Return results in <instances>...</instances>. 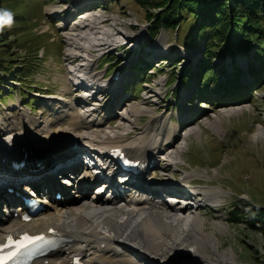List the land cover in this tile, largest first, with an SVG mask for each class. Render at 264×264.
I'll use <instances>...</instances> for the list:
<instances>
[{
    "label": "rangeland",
    "instance_id": "rangeland-1",
    "mask_svg": "<svg viewBox=\"0 0 264 264\" xmlns=\"http://www.w3.org/2000/svg\"><path fill=\"white\" fill-rule=\"evenodd\" d=\"M78 1L0 0V6L12 8L16 13L13 26L0 32V134L11 132L9 125L16 123L19 127L28 126L24 133L35 144H38V135L45 137L46 131L52 136L61 132L67 134L61 136L77 138L75 135L86 128L77 126L74 130L73 120L76 119L73 114L80 115L79 122L95 116L98 120L102 119L104 114L100 116L99 113L106 110L114 98V101L117 100L118 90V99L122 100H117L113 106L111 104L112 111L117 110V104L120 105L125 98L133 99L128 100L125 107L134 101L150 106L159 113V122L166 125L165 130L172 128L173 144L178 134L180 143L184 141L191 125L200 126V133L189 139L181 167L173 166V171L178 169V175L167 167L168 171L161 169L157 171V177L152 176L157 178L152 183L176 181L172 176L177 175L180 180L177 185L180 187L185 185L199 191L222 189L219 202H202L205 205L189 208V211H199L205 219L203 231L216 235L218 250L211 248L197 231L201 244L195 236L187 238L183 235L182 239L187 240H175L167 250L157 252L162 256L160 261L175 256L199 261L204 258L209 264H226L234 259L245 264H264V137L254 136L258 127L264 130L261 123V118H264V84L252 93L257 84L253 85L263 79L259 71L264 66V13L259 14L258 21H249L248 17L236 18L230 14L233 0H228L230 4L225 10L226 14L219 17L216 26L210 22L211 18L206 23L201 22L203 0H90L82 5ZM49 5L56 8L55 15L47 11ZM260 6L264 10V3ZM89 8L103 13L105 26L115 27V32L127 27L130 33H117L103 49H95L96 65L94 62L87 70L103 72L96 73L105 80H118L116 77L123 74L116 84L115 93L113 87L107 86L99 94L102 99L91 94L86 97L88 102L98 99L103 104L92 116H89L91 106H87V103L82 107L76 104V101H85L79 97L83 95L79 90L81 86L74 91L77 81L68 80L73 65L84 60L68 54L67 47L71 42L67 40L66 32L70 29L65 27V17H77L79 12ZM192 8L197 11H192ZM170 16H181L178 26L166 25L164 19ZM70 23L72 26L73 22ZM244 26L248 27L247 31L243 30ZM116 43L118 45L115 46ZM206 52L211 59L205 56ZM74 62L78 63L72 64ZM256 67H260L258 72L253 71ZM85 69L86 66H83ZM134 86L141 88L139 95ZM159 90L162 93H158L155 100ZM149 93L155 95L150 96ZM55 95L62 97L58 101ZM105 95H109V98ZM31 99H36V104H32ZM43 101L48 102L49 106ZM237 106H242V109L221 118L218 130L204 122L209 117L222 114L224 109L231 110ZM23 109L38 116L30 117ZM120 109L122 111V107ZM20 112L18 120L8 122L9 117L14 118ZM110 113L106 112V115ZM118 114L116 122L121 119V113ZM140 118V122L144 123L141 126L145 128L150 115L146 113ZM187 119H190L188 123L185 122ZM98 120H95V124ZM169 121L184 126V129L178 128L177 131ZM105 126L113 125L106 122ZM38 130L44 133L38 134ZM30 144L28 142L27 145ZM4 145L5 141L0 139V146ZM143 181L147 182L145 179ZM187 192L192 194L189 190ZM215 221L221 223L220 229L214 227ZM205 243L208 244L206 247ZM230 248L234 253L230 261L214 257L224 250L232 252ZM147 259L153 264L158 261Z\"/></svg>",
    "mask_w": 264,
    "mask_h": 264
},
{
    "label": "bare ground",
    "instance_id": "bare-ground-1",
    "mask_svg": "<svg viewBox=\"0 0 264 264\" xmlns=\"http://www.w3.org/2000/svg\"><path fill=\"white\" fill-rule=\"evenodd\" d=\"M88 1L90 0H79L78 4L82 5V3L85 4ZM52 6L53 5H49L47 7V11L50 14L57 13L56 8ZM84 10L83 12L81 11L82 13L79 12L80 14L78 13L79 15L77 17H65L67 20L65 27H67V29L69 27L70 29V31L66 32V38L71 42V44L67 47L69 51L68 54L75 57V59L82 57L81 61L84 60V62H77L78 65H73L71 70L69 69L71 76L68 77V80L69 78H71V80L74 79L84 81L85 85L79 88V90L82 91L81 94L83 95L79 96L76 92L75 93L81 99H85V101H76V104L82 107L86 106L85 104L87 103V106H91L89 108L90 114H88L89 116H92L95 111H99L100 107L103 104L101 100L99 101L98 99H95V102H88L86 97L89 96L90 93L86 92L89 90V86L92 85V89L93 86H95V88L99 90L96 96L102 99V96H99V94L103 93L104 89L108 88L107 86H111L110 88L113 87V91L115 93L117 88L116 84L119 79H121L123 74L120 73V76L116 75L118 76L116 77L118 78V80H105L103 79L104 77L99 74L103 72L96 71L99 73H92L90 69L87 70L95 62V49H103L106 44L112 42V39L116 37L117 33L122 34L123 31L127 35H129L130 33L127 27H125V29L123 28L122 30H119L118 32H115V27L105 26L103 24V22H105L103 13L96 12L94 10H91L90 8L86 9L85 11ZM68 22H73L72 26H70L71 23L69 24ZM60 25L61 27L64 26V24ZM87 25H89L90 27L87 28ZM84 27H86L87 29L84 30ZM137 36L140 35L137 34ZM77 63L74 62L72 64ZM83 66H86L85 70H83ZM99 86H101V89L98 88ZM117 93L118 91H116V94ZM158 93L161 94L162 92L159 90L156 95L152 93H149L148 95H155L154 99L156 100ZM59 97L62 96H55L54 98L55 100L59 101ZM114 99L112 102H114ZM128 100H130V98H125L122 102L124 104L122 105L121 103L119 105L120 108L122 107V111L121 109H114L117 112L121 113V119L117 122L116 120L118 119L117 117L119 116V114H110L108 116L106 115V112H114V110L112 111L111 108V102L106 110H104L102 113H99L100 116L101 114H104V117H102V119L99 118V120L95 116L89 120L87 119V121L79 122L80 115H78L77 113L73 114V116L75 117L74 119H76L73 120L74 130L77 129V126L86 128L85 131L81 134L78 135L77 133V135H75L77 138L61 136L67 135L62 134L61 132H57L52 136V134L47 131L45 133V137L47 138H45L43 136H40L39 134L44 133V131L38 130V145H40L41 147L51 146L53 148L56 144L61 143V140L64 141L70 139H79L89 142L92 146H98V148H101L102 151H105L106 148L111 146L126 147V149H128L132 155H141L145 157L149 163H154L152 166V175L148 177L149 180H146L152 187V180L157 179L156 174L159 170L156 166V160H154L153 158L158 154L161 156V158L159 156L160 162L167 164L164 171H168L167 167H169L170 170L171 165L181 167L183 154L189 146V139L192 137V135H198L200 133L201 127L197 125H191L190 129L185 133L184 141L180 144H177V136L176 143L173 144V139L171 138L172 132L168 133V129L167 131L165 130L166 125L159 122V113H157L155 109L151 108L150 106L140 105V103L136 101L132 102L130 106L125 107V104L126 102H128ZM241 109L242 106H237L236 108H233L231 110L224 109L222 110V114H216L213 118L209 117L204 122L207 123V125L212 129L218 130L220 129L221 118H223L225 115L236 113ZM86 110H88L87 107ZM146 113L150 115V120L147 126L144 128L143 126H141L144 123L142 124L140 122V116ZM180 114H182V112H180ZM114 116H116V120H114ZM95 120H98L96 121V124ZM189 120L190 119H187V121L185 122L188 123ZM106 122H109L113 126L106 127ZM164 123H166V121ZM183 125L187 124L183 123ZM9 126V128L12 129L9 134L14 133L16 135H22L25 131H27L28 127H19L16 123H12ZM178 128L179 125L175 124L174 129L177 130ZM33 129H36V127H33ZM133 133L135 134L129 137V135ZM254 136L255 138H263L264 130L261 129V127H258ZM29 139V136H26L24 138V141L26 140L25 144H28ZM32 142L33 144H35L34 141ZM166 144H168L170 148L165 147ZM156 146L157 149L154 150ZM153 150L154 152H152ZM13 151V148H11V152L9 150L5 152V146H0V156L5 152L4 155L10 158ZM159 152H161V154ZM39 161L48 167L54 166L50 163H47L44 159H41ZM42 171L43 169L41 168L38 172ZM65 175L68 174H66L65 172ZM73 176L74 175H72L71 177ZM143 178H145V176L140 177L142 181ZM159 180L162 179L159 178ZM70 181L68 183L70 185H73ZM75 182L76 180L73 181V183ZM175 182L177 181L170 180L168 182H158L161 186L166 188L163 193L166 190L168 192V194L164 195L163 198L143 200V197L136 196L133 192H126V195L122 196L121 198L127 200H122L117 196L111 202L104 201L103 199L95 200L96 193L90 198H86V195L90 193L89 191L94 186L84 184L83 182H78L79 191H82V194L79 195V193H76V195L80 196V199L68 197L64 202H49V205L52 207L49 208V212L46 215L38 218L34 222L28 224L20 220H14L10 216L7 222L3 221L0 224V239L4 237L5 233L13 232L23 227H27L32 230L49 228V226L59 228L60 232L72 237L74 244L68 245L67 247H64L52 253L51 255L53 257L50 258V264H69L71 256H73L81 249H85L87 252L85 264H138L136 261H134V257L130 253L131 251H134L140 256L142 254L143 257H141L146 260L147 264H153V262L151 263V260L147 259V257L158 259V261H155L154 264H163V261H160V258H162V256H160L161 254L157 252L167 250V248L170 247L173 241L175 242V240H187L182 239L183 235H185L186 237L188 236L187 238L195 236L196 240L201 244V241L197 238L196 235L198 234L197 231L200 232L198 235L201 236L203 240L210 245L211 248H215L214 250L217 251L218 248L216 244L218 243V241L217 237H215L216 235L209 232L204 233L203 230L205 227V219L201 217L199 211H189V208H191L192 205L190 204V206H188V204L190 203V201H192L193 203L198 202L199 205H202V202H219L223 193L222 189L220 190L216 188H210L208 190L203 189L199 191L200 189L194 188L191 185V189L188 187L186 188V186L184 185V191L191 199H183L178 198L173 194L172 186L179 184ZM80 186H82L83 190L80 188ZM186 189L191 191L192 194H190V192H187ZM56 190L60 191L61 189ZM150 190L151 192H155L154 188ZM83 191H85V193H83ZM56 193L57 191H55V195ZM185 201V205L181 204V202ZM213 225L215 228L219 229L222 226L221 223H216V221L213 222ZM207 243H205L204 247L208 245ZM115 245L118 246V250H121L119 246H124L128 249V251H125L126 253H118V250L113 251ZM230 250H232V252L230 251L229 253L224 250L222 251V253L215 254L214 257L221 261H225L226 258V261H230V259H232V257L234 256L233 249L230 248ZM135 253L132 254L135 255ZM58 259H60L59 262L57 261ZM199 264L209 263L207 261Z\"/></svg>",
    "mask_w": 264,
    "mask_h": 264
},
{
    "label": "trees",
    "instance_id": "trees-1",
    "mask_svg": "<svg viewBox=\"0 0 264 264\" xmlns=\"http://www.w3.org/2000/svg\"><path fill=\"white\" fill-rule=\"evenodd\" d=\"M203 2H205V4L202 3L203 7L201 9L202 10L201 22L206 23V22H208V18H211L210 22L215 23V25L216 24L218 25L219 17L220 16L223 17V15L226 14L225 10H227L230 2L228 0H203ZM262 2L264 3V0H233V9H232V12L230 14L236 18H239V19H240V17H248L249 21H253V19L258 21L259 14L261 12L264 13V10L261 9V6H260L261 4L263 5ZM192 6L193 5H191V7ZM257 6H259V7L257 8ZM214 9H215V11H212ZM191 10L194 12L197 11L196 8H192ZM213 14H215V15H213ZM180 18H181V16L180 17L170 16V17H167L166 19H164V22L166 23V25L168 27H175V26L179 25ZM237 24H239V23H237ZM215 29H216V27H215ZM243 30L247 31L248 27L244 26ZM205 56L207 58L211 59V57H208V52L205 53ZM259 68L260 67L253 68V71L258 72L257 70ZM259 73H261L263 79L261 78L262 80L259 81V83L257 82V85L258 84L262 85L263 81H264V66H262V69H261V71H259ZM24 77H27V76H24Z\"/></svg>",
    "mask_w": 264,
    "mask_h": 264
},
{
    "label": "clouds",
    "instance_id": "clouds-1",
    "mask_svg": "<svg viewBox=\"0 0 264 264\" xmlns=\"http://www.w3.org/2000/svg\"><path fill=\"white\" fill-rule=\"evenodd\" d=\"M16 13L12 8L0 6V32L11 28L15 21Z\"/></svg>",
    "mask_w": 264,
    "mask_h": 264
},
{
    "label": "water",
    "instance_id": "water-1",
    "mask_svg": "<svg viewBox=\"0 0 264 264\" xmlns=\"http://www.w3.org/2000/svg\"><path fill=\"white\" fill-rule=\"evenodd\" d=\"M207 255V254H206ZM211 256V255H210ZM200 257H202V256H200ZM205 257V256H204ZM167 258V260H169L170 262H175V263H204V262H207L206 260H204V258H202V260H200V261H198V260H194V259H189V257H166ZM166 258H164V259H166ZM235 258V257H234ZM187 259H188V261H187ZM227 259V258H226ZM225 259V260H226ZM239 263V264H245L244 262H241V261H238L237 259H234V261L233 262H230V263Z\"/></svg>",
    "mask_w": 264,
    "mask_h": 264
},
{
    "label": "snow or ice",
    "instance_id": "snow-or-ice-1",
    "mask_svg": "<svg viewBox=\"0 0 264 264\" xmlns=\"http://www.w3.org/2000/svg\"><path fill=\"white\" fill-rule=\"evenodd\" d=\"M9 239H11V238L9 237ZM39 239H41V237H29L27 234H25L24 240L23 241H19L17 243H19L21 246H23L25 242L31 243V242H33L35 240H39ZM4 246L5 245H0V248H2ZM12 255H14V254H12ZM3 260H4V257L0 256V261H3Z\"/></svg>",
    "mask_w": 264,
    "mask_h": 264
}]
</instances>
